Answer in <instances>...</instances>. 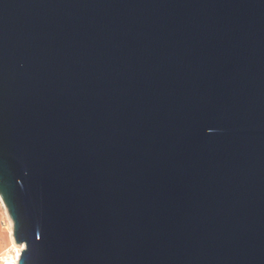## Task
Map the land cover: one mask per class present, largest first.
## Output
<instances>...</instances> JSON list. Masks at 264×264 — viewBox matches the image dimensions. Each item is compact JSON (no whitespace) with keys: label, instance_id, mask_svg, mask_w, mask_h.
<instances>
[{"label":"water","instance_id":"obj_1","mask_svg":"<svg viewBox=\"0 0 264 264\" xmlns=\"http://www.w3.org/2000/svg\"><path fill=\"white\" fill-rule=\"evenodd\" d=\"M0 196L18 264H264V0H0Z\"/></svg>","mask_w":264,"mask_h":264},{"label":"bare ground","instance_id":"obj_2","mask_svg":"<svg viewBox=\"0 0 264 264\" xmlns=\"http://www.w3.org/2000/svg\"><path fill=\"white\" fill-rule=\"evenodd\" d=\"M3 208L5 210V214L8 218V227H9V233H10V239L12 241L13 246H11L8 249H5L0 253V264H18V260L21 254V251L23 250V245H18L14 240V232H13V223L11 218L8 215V212L6 210V206L0 196V209ZM1 237V236H0ZM14 249V251H10Z\"/></svg>","mask_w":264,"mask_h":264},{"label":"rangeland","instance_id":"obj_3","mask_svg":"<svg viewBox=\"0 0 264 264\" xmlns=\"http://www.w3.org/2000/svg\"><path fill=\"white\" fill-rule=\"evenodd\" d=\"M6 210H7V208H6ZM8 223H9V221H8V218L5 214V210L3 208H1L0 209V236H1L0 237V253L2 251H4L5 249H8L11 246H13L12 241L10 239ZM10 251L12 252V251H14V249L11 248Z\"/></svg>","mask_w":264,"mask_h":264}]
</instances>
